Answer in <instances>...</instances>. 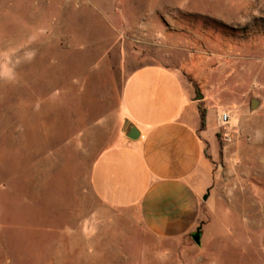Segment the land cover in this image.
Instances as JSON below:
<instances>
[{"label":"rangeland","instance_id":"obj_1","mask_svg":"<svg viewBox=\"0 0 264 264\" xmlns=\"http://www.w3.org/2000/svg\"><path fill=\"white\" fill-rule=\"evenodd\" d=\"M154 64L191 66L196 90L229 115L201 251L211 264H264V0H0V264H95L101 250L142 263L132 230L95 251L70 233L88 176L76 123L117 100L120 74Z\"/></svg>","mask_w":264,"mask_h":264},{"label":"crops","instance_id":"obj_2","mask_svg":"<svg viewBox=\"0 0 264 264\" xmlns=\"http://www.w3.org/2000/svg\"><path fill=\"white\" fill-rule=\"evenodd\" d=\"M196 75L191 66L162 64L123 72L117 100L102 97L96 117L76 123L81 126L77 137L86 142L78 153L87 161L76 168L88 176L77 186L83 203L70 233L81 237L87 250L102 249L110 232L132 230L143 255L142 263L134 259V264H211L191 236L206 222L204 211L216 182L221 107L211 104L207 94L195 100ZM199 102L206 110L203 129ZM257 187L249 192L261 194ZM150 250L151 259H144ZM104 254H95V264L123 263L114 256L104 260Z\"/></svg>","mask_w":264,"mask_h":264},{"label":"water","instance_id":"obj_3","mask_svg":"<svg viewBox=\"0 0 264 264\" xmlns=\"http://www.w3.org/2000/svg\"><path fill=\"white\" fill-rule=\"evenodd\" d=\"M203 99V96L197 92V95H196V98L195 100L196 101H201ZM260 105V101L259 100H255V99H252L251 101V104H250V108L251 110H255L256 108H258ZM130 138H133V136L129 135ZM207 195L203 197V200H206L207 199ZM200 237H201V233H200V229L198 228L191 236L192 238V241L197 245V246H200Z\"/></svg>","mask_w":264,"mask_h":264},{"label":"trees","instance_id":"obj_4","mask_svg":"<svg viewBox=\"0 0 264 264\" xmlns=\"http://www.w3.org/2000/svg\"><path fill=\"white\" fill-rule=\"evenodd\" d=\"M187 81H189L191 84H193V82L191 81V79L189 77H186ZM194 85V84H193ZM198 110H199V115H200V129H203L205 127V116H206V110L203 107L202 103L199 102L198 103Z\"/></svg>","mask_w":264,"mask_h":264},{"label":"built area","instance_id":"obj_5","mask_svg":"<svg viewBox=\"0 0 264 264\" xmlns=\"http://www.w3.org/2000/svg\"><path fill=\"white\" fill-rule=\"evenodd\" d=\"M229 122V115L226 113H221L219 116L220 125H225Z\"/></svg>","mask_w":264,"mask_h":264}]
</instances>
